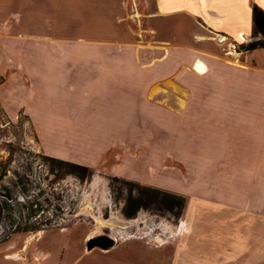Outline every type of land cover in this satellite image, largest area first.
Wrapping results in <instances>:
<instances>
[{
	"label": "crops",
	"instance_id": "crops-1",
	"mask_svg": "<svg viewBox=\"0 0 264 264\" xmlns=\"http://www.w3.org/2000/svg\"><path fill=\"white\" fill-rule=\"evenodd\" d=\"M254 5L264 11V0H0V108L13 123L27 119L45 150L64 159L70 148L93 152L97 147L93 140L68 141L69 128L87 127L95 135L100 129L105 135V129L124 126L114 134L123 140L131 113L153 117L155 126L170 123L169 110L147 101L156 90L145 85L146 80L170 78L179 68L176 79L201 80L189 91L198 96L197 104L174 106L199 118L190 117L186 124L200 131L202 220L209 224L216 216L217 224L228 228L246 221L262 228L264 89L257 87L264 49L244 51L248 54L231 64L214 39L216 34L236 39L253 31ZM145 22L155 34L161 32L168 46L166 75L160 67L151 75L130 73L128 57L65 56L49 50L109 47L113 32L135 31L134 25ZM197 64L205 68L201 75ZM210 76L217 78V103L205 105L206 95L214 91ZM226 94L236 102L226 104ZM114 137L102 142L110 144ZM95 151L106 152V147Z\"/></svg>",
	"mask_w": 264,
	"mask_h": 264
},
{
	"label": "rangeland",
	"instance_id": "rangeland-1",
	"mask_svg": "<svg viewBox=\"0 0 264 264\" xmlns=\"http://www.w3.org/2000/svg\"><path fill=\"white\" fill-rule=\"evenodd\" d=\"M146 23L134 25L135 31L113 32L109 47L49 50L65 56L128 57L130 73L151 75L160 67L166 75L170 70L163 62L168 46L161 32L155 34ZM252 33L236 39L216 34L214 39L232 64L248 54L239 48ZM174 72L160 81L146 80L145 85L156 90L147 101L169 110L170 123L155 126L153 117L131 113L123 140L114 134L124 126L105 129V135L100 129L97 135L87 127L67 129L68 141L93 140L106 152L97 153V147L93 152L70 148L67 158L58 159L45 150L27 119L13 123L0 108V264H217L228 259L232 264H264V227L246 221L228 228L218 225L216 216L209 224L202 220L200 131L199 126L186 124L190 117L199 118L174 106L197 104L198 96H190L189 91L198 88L201 80H178L179 68ZM259 74L257 89L263 90L264 70ZM216 81V76L209 77L214 91L206 95L205 105L217 103ZM230 96L226 94V104L236 102ZM107 136V141L114 137L110 144L102 142ZM51 159L87 167L92 175ZM123 181L184 197L181 216L142 198L138 204L143 208L126 218L128 185Z\"/></svg>",
	"mask_w": 264,
	"mask_h": 264
},
{
	"label": "trees",
	"instance_id": "trees-1",
	"mask_svg": "<svg viewBox=\"0 0 264 264\" xmlns=\"http://www.w3.org/2000/svg\"><path fill=\"white\" fill-rule=\"evenodd\" d=\"M252 21L253 33L250 36L249 42L240 46L239 49L241 51H252L259 48L264 49V11L257 5L252 7ZM51 161L67 169L80 170L87 172L89 176L92 175V172L87 167L58 159H51ZM123 182L128 185V198L123 207V214L126 218H133L138 210L143 208L138 204V201L142 198H146L145 200L154 202L157 205L164 204L175 217L179 218L181 216V212L185 206L184 197L131 182Z\"/></svg>",
	"mask_w": 264,
	"mask_h": 264
},
{
	"label": "bare ground",
	"instance_id": "bare-ground-1",
	"mask_svg": "<svg viewBox=\"0 0 264 264\" xmlns=\"http://www.w3.org/2000/svg\"><path fill=\"white\" fill-rule=\"evenodd\" d=\"M199 65H201V69H200L199 71H197V72H198L199 75H201V74L204 73L205 68H204V66H203L202 64H199ZM195 71H196V70H195Z\"/></svg>",
	"mask_w": 264,
	"mask_h": 264
},
{
	"label": "water",
	"instance_id": "water-1",
	"mask_svg": "<svg viewBox=\"0 0 264 264\" xmlns=\"http://www.w3.org/2000/svg\"><path fill=\"white\" fill-rule=\"evenodd\" d=\"M194 68H195L196 71H199L201 69V65L197 64V65H195Z\"/></svg>",
	"mask_w": 264,
	"mask_h": 264
}]
</instances>
